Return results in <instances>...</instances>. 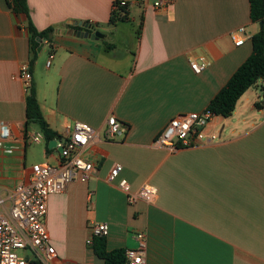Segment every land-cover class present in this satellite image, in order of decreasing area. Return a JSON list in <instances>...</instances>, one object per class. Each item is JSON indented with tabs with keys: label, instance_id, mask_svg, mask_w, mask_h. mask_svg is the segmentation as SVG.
Listing matches in <instances>:
<instances>
[{
	"label": "crops",
	"instance_id": "crops-1",
	"mask_svg": "<svg viewBox=\"0 0 264 264\" xmlns=\"http://www.w3.org/2000/svg\"><path fill=\"white\" fill-rule=\"evenodd\" d=\"M121 1L126 8L113 12ZM156 1L28 0L39 32L55 28L32 66L27 18L0 0V121L10 125L14 148L10 155L0 151V212L11 210L14 189L29 180L34 164H59V150H48L36 125L26 126L34 87L55 141L64 140L74 121L101 137L84 152L98 165L92 177L49 197L46 225L59 263L104 264L88 245L91 224L101 222L109 226L108 251L137 249L136 235L145 232L146 264H264V106H254L264 105L262 81L231 117H215L208 132L217 131L219 118L220 141L175 151L155 145L172 118L206 110L252 55L260 27L251 21L250 1L172 0L161 8ZM125 9L127 19L111 24ZM79 21L105 37L74 36ZM240 27L249 36L237 46L231 36ZM193 61L206 68L198 74ZM26 69L29 87L14 79ZM110 116L127 125L124 137L106 140ZM33 133L42 135L41 143L28 140ZM37 152L40 158L28 166ZM116 164L132 191L146 183L157 188L153 204L130 205L117 182H108Z\"/></svg>",
	"mask_w": 264,
	"mask_h": 264
},
{
	"label": "built area",
	"instance_id": "built-area-1",
	"mask_svg": "<svg viewBox=\"0 0 264 264\" xmlns=\"http://www.w3.org/2000/svg\"><path fill=\"white\" fill-rule=\"evenodd\" d=\"M172 0H157V8L165 7ZM127 2L116 3L113 11L126 7ZM245 27H240L232 34L235 45L245 43L248 37ZM52 56L47 61L50 66ZM195 72L200 74L206 64L198 61L191 63ZM26 87L32 80V73L26 69L20 75L14 76ZM216 115L206 109L201 113H186L172 118L158 137L155 145L167 147L172 151L181 147L201 146L220 141L221 134L208 132ZM128 127L115 116H110L105 123L106 140H116L124 137ZM99 131L91 126L74 121L65 126L64 140L57 142L60 154L59 164L50 162L34 164L31 167L30 177L27 182L20 183L14 189L11 199V210L0 212V264H61L55 247L50 243V233L46 225L49 197L52 194H62L68 190L69 185L76 179L87 182L98 169L93 160L84 156L88 146L99 140ZM13 133L7 122L0 121V151L5 154H13L14 148L8 143L12 141ZM42 135L33 133L28 140L31 143L42 142ZM123 165L116 164L109 172L108 182H117L118 187L125 193L130 205L139 202L153 204L157 198L156 187L144 184L139 190L132 191L126 178H121ZM92 236L88 239V245H93L97 237H106L109 226L106 223L93 222L91 224ZM136 240L139 243L137 249L126 250V264H146V233H137Z\"/></svg>",
	"mask_w": 264,
	"mask_h": 264
},
{
	"label": "trees",
	"instance_id": "trees-1",
	"mask_svg": "<svg viewBox=\"0 0 264 264\" xmlns=\"http://www.w3.org/2000/svg\"><path fill=\"white\" fill-rule=\"evenodd\" d=\"M249 1L251 6V21L258 24L262 22L263 27L251 38L253 45L252 55L239 66L230 81L221 91L218 92L208 105V110L213 112L216 116L223 118H229L233 115L239 99L259 81H262L261 88L264 94V0ZM9 7L17 14V16L24 15L27 18V30L30 34V43L33 51V59L31 60V64L33 66L40 47L38 38L41 40L46 39L47 41H51L55 28L50 27L47 30L39 32L31 21L28 0H9ZM122 9L120 8V10ZM123 11L126 12V9ZM125 19H127V12L122 17H120L117 13H114L111 18V24H116L117 21H124ZM74 28L81 29L80 26H76ZM254 106L259 109L264 105L263 102L259 101L256 102ZM30 125H36V127L42 131L48 142V150H51L49 148V144L57 137V133L49 127L44 119L37 101V93L34 87L29 89V95L27 98L26 126L28 127ZM93 249L103 260L104 264H126V251L123 249L108 251L106 248L105 237L95 238L93 242Z\"/></svg>",
	"mask_w": 264,
	"mask_h": 264
},
{
	"label": "water",
	"instance_id": "water-1",
	"mask_svg": "<svg viewBox=\"0 0 264 264\" xmlns=\"http://www.w3.org/2000/svg\"><path fill=\"white\" fill-rule=\"evenodd\" d=\"M75 26H80L82 27V30L80 31H75L73 34L76 37H81L84 39H91V40H99L101 38H104L105 35L101 33V31H98L93 25L90 23H85L84 21H79L74 23ZM69 25L66 26L67 29H69ZM260 29L263 27V23H259ZM39 42L41 43V47L39 48V52H41L42 47H43V42L46 41V39H39ZM57 145V141L53 140L50 144L49 147L54 148ZM61 151V150H59Z\"/></svg>",
	"mask_w": 264,
	"mask_h": 264
},
{
	"label": "rangeland",
	"instance_id": "rangeland-1",
	"mask_svg": "<svg viewBox=\"0 0 264 264\" xmlns=\"http://www.w3.org/2000/svg\"><path fill=\"white\" fill-rule=\"evenodd\" d=\"M217 119V121H218V125H217V127H216V129H217V131L216 132H218L219 131V129H220V127H221V125H220V122H221V120L219 119V118H216ZM33 157H35V158H40V153L39 152H37V153H32L30 156H29V160H28V166H30V165H32L34 162L32 161V159H33Z\"/></svg>",
	"mask_w": 264,
	"mask_h": 264
}]
</instances>
